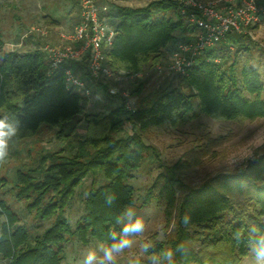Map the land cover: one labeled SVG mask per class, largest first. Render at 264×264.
Here are the masks:
<instances>
[{
    "label": "trees",
    "instance_id": "obj_1",
    "mask_svg": "<svg viewBox=\"0 0 264 264\" xmlns=\"http://www.w3.org/2000/svg\"><path fill=\"white\" fill-rule=\"evenodd\" d=\"M105 17L116 32L111 46L103 50L105 63L127 75L159 64L179 43L192 42L197 32L180 14V0H151L140 7L111 4ZM252 44L245 34L230 32L197 57L185 75H177L176 87L160 89L148 105L139 103L131 112L121 99L107 113H86L85 97L65 90L63 84V69L69 67L83 81L89 77L88 83L84 81L89 87L92 77L86 57L48 74L42 51L4 53L0 41V116L7 115L20 125L12 142L31 137L41 126L55 129L56 139L67 142L15 173V199L24 200L35 219L52 218L50 226L32 235L0 199V260L61 264L65 245L72 239L82 244L88 240L110 243L109 231L118 230L115 217L134 204L128 181L146 158L158 161L156 150L141 136L149 127H176L197 112L229 121L264 117V83L250 63ZM143 86L139 82L130 95L138 96ZM81 121L85 132L72 144L70 134L77 137L75 124ZM126 124L131 133L123 132ZM178 166L164 168L143 196V203L162 201L167 226L172 222L169 237L155 243L153 251L162 254L183 244L188 252L178 253L176 264H240L249 251L234 234L246 233L250 223L264 231V154L243 171L217 174L196 188L183 186L175 171ZM87 177L90 183L82 212L71 228L64 211ZM5 185L0 178V188ZM109 194L116 197L111 206L105 202Z\"/></svg>",
    "mask_w": 264,
    "mask_h": 264
},
{
    "label": "rangeland",
    "instance_id": "obj_2",
    "mask_svg": "<svg viewBox=\"0 0 264 264\" xmlns=\"http://www.w3.org/2000/svg\"><path fill=\"white\" fill-rule=\"evenodd\" d=\"M93 1L109 9L111 4L140 7L151 0ZM255 1L264 5V0ZM79 2L80 0H0L1 52H24L39 49L48 61L45 47L60 45V33L70 30L77 20L79 21ZM241 34H245L253 42L250 46V63L253 64L260 80L264 83V20ZM169 63L170 55L167 53L159 64L144 67L140 77L120 83L92 78L89 84L90 96L85 97L83 103L84 112L107 113L116 107L121 99L125 104L126 100L121 92L128 94L132 111L139 103L148 105L160 89L167 85L170 87L178 85L177 75L168 70ZM157 66L161 68V71L156 69ZM84 81L88 83L89 77ZM139 82H144L141 93L138 96H131L130 91ZM112 86L119 89L114 96L109 94ZM103 87L106 88L107 93ZM262 98H264V92ZM196 114L192 119L176 127L164 124L149 127L141 133L144 143L152 146L159 158L158 161L150 157L146 158L128 181L134 191L133 205L146 222L144 236L137 238L138 241L150 240L154 245L157 242H164L170 235L172 222L167 226L162 201L150 199L146 203L142 202L145 192L158 179L159 174L164 173V168L179 165L175 171L180 182L186 188H196L213 179L217 174L243 171L250 161L264 154V117L229 121L216 120L198 112ZM84 129L83 121L76 123L74 133L77 137L70 134L68 142L74 144L76 139L84 134ZM55 132L53 128L41 126L38 132L31 137L18 142H10L9 156L0 164V178L6 183L3 188H0V199L11 206L18 216L19 223L23 224L32 235L41 233L50 226L52 218L43 221L35 219L33 212H27L25 201L15 199V173L18 169H27L36 164L40 155L46 152H56L65 147L67 142L56 139ZM123 132L131 133L128 124L124 126ZM89 183L90 177H87L75 190L70 205L64 211V216L71 228L81 215L82 198L86 194ZM97 244L99 242L94 240H88L85 244L75 239L70 240L65 245L61 264H80L87 249ZM129 254L126 252L121 256L118 264H127ZM0 264L4 262L0 260ZM240 264H254V260L249 254L241 259Z\"/></svg>",
    "mask_w": 264,
    "mask_h": 264
},
{
    "label": "built area",
    "instance_id": "obj_3",
    "mask_svg": "<svg viewBox=\"0 0 264 264\" xmlns=\"http://www.w3.org/2000/svg\"><path fill=\"white\" fill-rule=\"evenodd\" d=\"M106 6H99L93 0H80L79 21L70 30L59 35L60 45L45 47L48 55V74L62 69L69 62H79L86 57V67L95 80L120 83L140 77V74L127 75L121 70L113 71L105 63L104 49L111 46L116 32L107 21ZM180 14L197 29L194 40L179 43L170 54L168 70L176 75H185L196 58L215 43L225 39L230 32L245 33L264 20V5L255 0H181ZM161 71L159 66L156 67ZM63 84L67 91L90 96L86 83L74 74L71 68L63 69ZM119 89L112 86L109 94L116 95ZM125 108L132 112L131 102L126 92Z\"/></svg>",
    "mask_w": 264,
    "mask_h": 264
},
{
    "label": "clouds",
    "instance_id": "obj_4",
    "mask_svg": "<svg viewBox=\"0 0 264 264\" xmlns=\"http://www.w3.org/2000/svg\"><path fill=\"white\" fill-rule=\"evenodd\" d=\"M20 133L19 122L7 115L0 116V162L9 156V145ZM116 197L109 194L105 202L111 206ZM117 229L109 231L110 243H99L89 247L83 254L80 264H118V260L126 252L127 264H176L177 254H187L185 245L179 244L174 250H166L162 254L153 251L150 240H137L146 231L145 219L138 214L133 204L125 206L115 217ZM234 239L246 243L254 264H264V231L255 223H250L245 232H236ZM138 245V247H136ZM135 248V250H133Z\"/></svg>",
    "mask_w": 264,
    "mask_h": 264
},
{
    "label": "crops",
    "instance_id": "obj_5",
    "mask_svg": "<svg viewBox=\"0 0 264 264\" xmlns=\"http://www.w3.org/2000/svg\"><path fill=\"white\" fill-rule=\"evenodd\" d=\"M213 1H215V0H213ZM258 1H263V0H258Z\"/></svg>",
    "mask_w": 264,
    "mask_h": 264
}]
</instances>
